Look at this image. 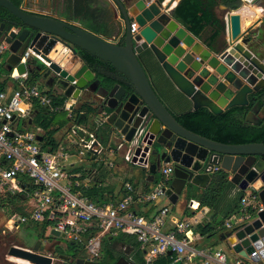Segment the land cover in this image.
I'll list each match as a JSON object with an SVG mask.
<instances>
[{"label": "water", "instance_id": "1", "mask_svg": "<svg viewBox=\"0 0 264 264\" xmlns=\"http://www.w3.org/2000/svg\"><path fill=\"white\" fill-rule=\"evenodd\" d=\"M108 1L121 25L115 41L94 35L76 23L31 13L9 0H0V8L23 25L19 30L0 23V43L9 45L7 71H15V77L37 73L38 83L71 101V108L88 103L97 109V114L104 113L108 136L114 137L113 141L117 139L114 144H121L124 150L130 149L131 163L148 169V182L154 181L163 165L171 164L172 180L164 193L171 205L177 203L188 185L202 190L208 186L211 175L204 170L212 168L216 164L212 157L218 156L221 170L231 175L230 182L242 191L252 185L262 204V210L250 223L225 231L220 241L243 258L253 247L259 249L252 261L264 264V142L225 144L183 128L156 94L139 59L142 53H148L175 90L192 103V111L203 107L217 115L233 107L249 106V96L264 90V51L254 55L247 47L257 39L258 31L254 28L242 32L238 13L219 15L229 46L214 53L173 18V4L180 0ZM132 22L136 25L134 32ZM28 49L48 65L38 64L33 56L26 64L20 62ZM81 52L109 63L131 84V89L118 84L102 86ZM69 130L83 136L73 123H69ZM37 139L42 140L40 136ZM49 234L60 237L54 230ZM40 245L37 240L26 248L12 246L8 256L29 264H56L61 259L74 264H99L58 255L56 243L50 247L42 243L43 251ZM115 264L135 261L120 258Z\"/></svg>", "mask_w": 264, "mask_h": 264}, {"label": "built area", "instance_id": "2", "mask_svg": "<svg viewBox=\"0 0 264 264\" xmlns=\"http://www.w3.org/2000/svg\"><path fill=\"white\" fill-rule=\"evenodd\" d=\"M240 1L245 5L255 0ZM135 27L132 22L131 32L136 30ZM8 47L4 41L0 43V57L8 52ZM30 56L48 65L29 49L23 53L20 62L26 64ZM13 77L17 82L16 88L0 91V193L23 195L28 213L9 219L11 232L22 226L46 222L49 233L54 230L60 237L84 244L90 261L99 257L102 238L129 235L139 243L145 264H151L167 252L175 255V262L180 261L181 264L195 259L202 264H226L224 251L198 250L193 246L196 240L193 216L176 221L173 228L166 231L168 207L160 208L151 218L135 212L138 205H153L166 200L164 193L172 180L171 164L161 167L157 183L146 193L137 194L132 184L123 181L119 187L122 193L117 192L120 193L119 199L110 196L106 203L96 205L82 196L80 187H88L89 181L97 175L92 170L83 185L80 184L77 169L82 163L89 166L85 167L88 171L91 165L101 163L114 176L120 164L131 163L133 154L130 149L124 150L121 144L110 148L98 139L96 131L105 125L107 118L104 113L92 118V132L86 127L76 126L83 132L82 137L73 133L72 137H66L67 144H58L51 150L42 149L37 139L41 136L38 128L36 132L21 129L32 118L33 105H38L45 113L67 112L68 116H71L72 108L67 101L59 105L56 102L58 95L38 82L29 86L25 82L26 76ZM212 159L216 164L204 170L207 174L221 170L218 156ZM26 179L33 186L32 190L24 184ZM238 191L244 195L240 199L239 213L225 222L227 231L250 223L262 210L258 192L252 185L244 191L238 188ZM89 230H96L97 234L85 240ZM259 251L253 247L246 258L239 257L233 264H253L252 260Z\"/></svg>", "mask_w": 264, "mask_h": 264}, {"label": "trees", "instance_id": "3", "mask_svg": "<svg viewBox=\"0 0 264 264\" xmlns=\"http://www.w3.org/2000/svg\"><path fill=\"white\" fill-rule=\"evenodd\" d=\"M9 1L15 6L21 7L22 0ZM156 1L161 3L163 0ZM241 5L242 3L240 0H180L174 7L172 16L186 31L213 51L215 49L214 46L223 35V25L218 18V16L221 15L219 14L218 7L224 6L230 11H236ZM51 8L53 13L50 17L76 23L90 33L100 36L105 40L115 41L121 33V25L119 21L117 23L113 20L115 19L114 10L108 0H53ZM109 18L110 20L108 21ZM2 22L5 23L7 28L23 29V25L17 18L0 8V23ZM110 23H112V25ZM81 56L95 77L100 80L102 86L110 88L118 84L120 87H124L128 90L131 89V84L109 63H104L95 56H91L85 52H81ZM139 59L143 63L145 70L152 67L166 78L158 64L148 53H142ZM11 74L12 72L7 71L5 62H0V91L5 90L8 81H12L13 88H16L17 82L11 78ZM39 79L40 77L37 73L28 74L25 78V82L27 85L32 86L36 84ZM256 96L259 98L256 102L260 100L259 106L264 104V90L260 91ZM249 100L250 105L247 107H233L217 115L201 107L195 111L174 114V118L178 124L188 131L216 142L225 144L261 143L264 142V125L262 122L252 125L244 121V115L249 112V109L253 106L252 96H249ZM56 102L61 105L65 102V99L60 96L56 98ZM60 113H45L41 107L34 104L32 111L33 117L30 124L29 121H27L21 129H26L30 125H34L38 128L41 132L42 149L48 150L57 148L59 142L55 138V135L69 123H73L75 126L78 124L86 125L88 130L91 132L93 131L89 123L92 118L96 116L97 109L92 105L83 103L73 107L71 116H67L62 121L56 119V116ZM102 129H97L96 133H100L103 136L102 143L105 146L108 142L109 130L108 127H103ZM91 167L89 171L81 167L77 169V172L80 174L77 179L82 185L83 181L88 179L92 170H95L97 173L95 179L89 181L88 187H80L79 191L82 196L96 205H102L107 202L111 195L115 196V194L113 195L115 191H120V193H122V189L120 190L117 188L115 184H110L105 181V175H113L110 171H107L101 163H95L91 165ZM101 169H105L107 172L99 174V170ZM157 180L158 175L154 180V185L157 183ZM24 184L29 189H33V186L27 179L24 180ZM120 185H123V183ZM234 189L235 186L228 180V175L222 170H218L211 174L210 182L203 190H199L192 185L186 187L184 191L186 201H195L198 203L199 208H208L210 212L209 220H211L212 224L214 221L217 223L216 231L213 230V228L206 231L210 233V236H215L223 231L224 221L230 214L234 212L236 214L239 213L240 199L244 193H235V196L232 198ZM148 191L149 189L145 190V193ZM0 208L6 209L8 220L14 215L26 216L28 213L24 196L20 194L11 195L1 193ZM135 212L141 214L137 211ZM192 215V211L186 208L184 216L191 217ZM217 215L220 217L219 219H216ZM30 226L36 227L39 230V236H43L48 228L46 222H40ZM96 234V230H89L85 235V240ZM108 240L107 237L101 239L100 249L105 253L101 254V256L95 260L98 261L99 264H114L111 255L112 251L108 248ZM115 240L117 242H125L128 246L134 248L137 264H145L143 251H141L140 245L134 236L121 235ZM71 243H73V245H69L68 247V252H70L68 257L70 259H89L84 244H78L72 241L69 244ZM175 260V255L169 256L164 254L157 257L151 264H175ZM70 264L74 263L71 262Z\"/></svg>", "mask_w": 264, "mask_h": 264}, {"label": "crops", "instance_id": "4", "mask_svg": "<svg viewBox=\"0 0 264 264\" xmlns=\"http://www.w3.org/2000/svg\"><path fill=\"white\" fill-rule=\"evenodd\" d=\"M168 1L169 0H166L167 3H168ZM176 5H177V3L173 4V9ZM218 11L223 16L226 13H230V14L231 13H238L240 16V26H241L242 32H246L249 29L253 30L254 28H256L255 32L258 31L257 39L256 40L252 39V41L248 44L247 47L249 48V50L254 55H258V53H262L264 51V0H255L252 4H245V5L242 4L241 7L236 11H230V10L226 9L224 6H219ZM250 34H251V32H250ZM220 40L224 41V48L229 46L228 42H227V38L224 35H222V37L219 39V41ZM212 52H214V51H212ZM214 53H218V52H214ZM7 54H8V52L0 57V62H5L6 57H4V56ZM5 67H6V65H5ZM14 75L15 74L12 72V74H11L12 79L14 78L13 77ZM12 87H13V82L8 81L5 89H11ZM172 90H173L172 91L173 103L170 104V103H166L164 101L165 105L171 110V112L173 114H180L183 112L192 111L193 110L192 103L189 100H187L186 98L182 97L175 90L174 87H172ZM67 103L69 106L72 104L71 101H67ZM77 105H79V104L74 105V107ZM263 112H264V108H263ZM250 124L254 125L255 123L250 122ZM33 126L34 125H30L27 129L30 130V128ZM77 126L78 127L81 126L82 128L86 127V125H80V124H78ZM103 127H101V129ZM69 132H71V131L69 130V124H67L66 127L62 128L61 130H59L56 133L55 138L58 140L59 144H61V143L67 144L68 141L66 140V137H69V136L72 137L73 136V135L69 134ZM96 134H97L98 139L101 142H103V136L100 133H96ZM113 138L114 137L110 136V137H108V140H107L108 141L107 146L110 148H112L111 146H113V144L115 143L114 141L117 140V139H115L113 141ZM227 175H228V180L230 181L231 175H229V174H227ZM148 176H149V173H148V169L146 167L138 166V165L131 164V163H126L125 166H122L121 164L119 165V167H118V169H117V171L113 177H115V181H117L114 184L117 185V183H120L123 181L128 182V183L132 184V186L134 187L137 194H142V193H145V190H147V189L150 190L154 186V181L152 183L147 181ZM156 176H157V174L155 175L154 180H155ZM199 190H202V189H199ZM238 192H239L238 186H235V189L232 193V198L235 196L234 194L238 193ZM114 194H115V196L111 195V197L113 199H119L120 198V193H117V191H115V193H113V195ZM162 207H168L169 208V215H168L167 220H166V228H165L166 231L171 230L173 228V224L176 221L181 220L182 218L188 217V216L187 217L184 216V211L186 210V208H188V209H190V211H192L193 217L196 215L198 216L197 217L198 222L196 221L194 223V225L195 224H197V225L193 226L195 234H196L195 243H197L199 241L201 242L205 238L212 237V236H210V233L206 232L208 229L213 228V230H215V231L217 230V226H216L217 223L214 221L212 224L211 220H209L210 212H209L208 208H206V207L199 208L198 203L195 201L187 202L185 199V192H182L181 196L178 198V201L175 205H171L169 203V201L166 199V200H162V201H157L153 205H138L137 206V212L141 213L146 218H151ZM237 214L234 212V213L230 214V216L228 218H230L234 215H237ZM219 218L220 217L217 215L216 219H219ZM226 220L224 221L223 231L218 233L217 235H215V237L218 240V243L216 245V249H214V250L224 251L225 254L227 255V258L230 257V260L226 261V264H233L234 260L238 259L240 256L233 254L231 249L228 247V245L225 244V241H220L221 235L225 231H227L225 229ZM17 230L18 229L14 230L12 232L16 233ZM45 235H46V233L43 236H40L41 239L45 240V241H43V243H45V247H50L51 244L56 243L55 241H50V239L45 237ZM125 236H129V235H125ZM107 238L109 239L108 240V248L110 251H112L111 255H112V259L114 261L113 262L114 264L120 258L135 261V264H137V262H136L137 259L135 258L136 254H135L134 248L128 246L125 242H123V243L117 242L115 240L116 238H109V237H107ZM115 243L118 245V248L114 247ZM56 244H59V246L56 250V253L58 255H63L66 257H68V255H70V252H68L69 251L68 247H69V245L72 246L71 244H68V243H67V245L66 244L64 245L61 243H56ZM58 251H60L61 254ZM101 253H105V252L100 249L99 257L101 256ZM56 257H58V256L55 255L54 258H56ZM143 257H144V254H143ZM69 260H71V259L69 258ZM56 262H57L56 264H70L71 263L70 261H64L62 259L57 260ZM94 262H98V261H94ZM183 264H185V263H183ZM186 264H202V261L195 259L192 262H188ZM244 264H247V263H244ZM253 264H255V263H253Z\"/></svg>", "mask_w": 264, "mask_h": 264}, {"label": "rangeland", "instance_id": "5", "mask_svg": "<svg viewBox=\"0 0 264 264\" xmlns=\"http://www.w3.org/2000/svg\"><path fill=\"white\" fill-rule=\"evenodd\" d=\"M52 4H53V0H22L21 8L31 13L51 16L53 13V10L51 8ZM109 20L110 18L108 19V21ZM113 20L118 23L116 19ZM110 24L112 25V23ZM8 55L9 54L5 55L4 57H6L7 59ZM39 62H38L39 64H43L42 61ZM145 71L158 97L163 102L165 101L166 103L172 104L173 103V94H172L173 90L171 88L172 84L167 80V78H164V76H162L158 70L152 67L147 68ZM67 115H68L67 112H62L56 116V119L62 121L67 117ZM30 130L36 132L35 131L36 127L33 126L30 128ZM69 134L73 135V132H69ZM114 146L115 144H113V146L111 147ZM85 167H89V166L87 164L82 163L81 168H85ZM104 172L107 171L105 169L99 170V174ZM104 179L107 183L110 184H114L117 182L115 181V177L110 176L108 174L104 176ZM119 184L120 183H117V185L115 184L117 188H119ZM197 217H198L197 215L194 216V219L198 222ZM9 222L10 220H8L6 209L0 208V264H19L17 262H13L12 260H14V258L8 256L9 249L12 246H18L22 248L31 246L38 238L39 230L36 227H31L30 225H27V226L19 227L17 232L13 233L9 228ZM45 232H46L45 237L49 238L51 241H55L56 243L67 245V243L69 244L71 242L67 238H62V237L56 238L51 236L48 232V229H46ZM217 243H218L217 238L215 236H212L203 239L201 242L199 241L195 243L193 246H195L198 250H202V249L214 250L216 249ZM228 260H230V257L227 258V261Z\"/></svg>", "mask_w": 264, "mask_h": 264}, {"label": "flooded vegetation", "instance_id": "6", "mask_svg": "<svg viewBox=\"0 0 264 264\" xmlns=\"http://www.w3.org/2000/svg\"><path fill=\"white\" fill-rule=\"evenodd\" d=\"M214 52H219V51H222L224 50V41H219L215 46H214ZM173 87V85H172ZM171 87V88H172ZM258 94V93H257ZM257 94H254V95H250L252 96V102H253V106H251V108L249 109V112H247L245 115H244V121L248 124L251 123H255L254 125L256 124H259L260 122H262V124L264 125V112H263V106L264 104H261L259 106V103H260V100L258 101V103L255 101H253V98L256 97L257 99H259L256 95ZM264 97V96H263ZM91 102V101H89ZM249 105H250V100H249ZM253 120V121H252ZM253 125V124H252ZM259 185V184H258ZM39 240L41 241V245H40V250L43 251V246H42V243L43 241H45L44 239H41V237L38 235V238L35 240V242ZM47 241V240H46ZM51 241V240H50ZM35 242L31 245L33 246L35 244ZM114 247L115 248H118V245L115 243L114 244ZM122 252V251H121Z\"/></svg>", "mask_w": 264, "mask_h": 264}, {"label": "bare ground", "instance_id": "7", "mask_svg": "<svg viewBox=\"0 0 264 264\" xmlns=\"http://www.w3.org/2000/svg\"><path fill=\"white\" fill-rule=\"evenodd\" d=\"M15 75L14 76H16V72L14 71L13 72ZM13 262H17V263H19V264H29L28 262H26V261H23V260H20V259H16V258H14V260H12ZM23 261V262H22Z\"/></svg>", "mask_w": 264, "mask_h": 264}]
</instances>
